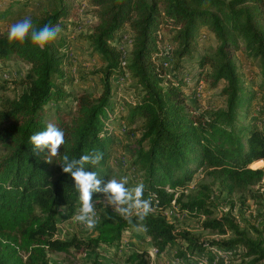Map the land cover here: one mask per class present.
<instances>
[{"label":"trees","instance_id":"16d2710c","mask_svg":"<svg viewBox=\"0 0 264 264\" xmlns=\"http://www.w3.org/2000/svg\"><path fill=\"white\" fill-rule=\"evenodd\" d=\"M6 1L0 21L15 14L17 5L32 3ZM87 1L95 22L84 39L102 63L99 90L76 93L70 88L75 77L68 68L72 46L68 34L72 26L80 25L83 1L48 0L52 6L30 17L35 29L60 27L57 38L43 51L30 38L9 46L8 34L0 36V75L10 60L22 61L28 68L18 80L21 91L13 98L0 97L4 150L0 154V264H49L50 252L118 247L124 232L138 224L135 214L126 219L108 213L97 220L96 234L88 238H58L57 221L61 205L67 217L80 207L74 181L62 172L63 156L79 159L99 151L100 164L85 167L107 182L117 179L113 158L119 148L139 173L127 187L143 184V198L152 200V211L140 227L159 252L179 240L186 243L184 247L179 242L182 258L216 245L240 246L244 264H264V228H254L253 237L233 218L216 216L210 184H199L195 193L177 194L200 169H208L229 194L255 192L264 180V168L252 165L264 160V124L246 122L258 90L264 91V0ZM205 31L213 35L215 44L198 53ZM165 33L170 35L171 53L162 47ZM240 53L254 69L255 85L239 64ZM183 61L197 69L196 86L204 82L217 88L223 83L224 107L193 105L186 82L166 72V64L180 66ZM126 75L138 88L132 100H124L114 85L115 79ZM121 104L127 112L119 108ZM263 115L261 102L257 116ZM48 123L65 133L60 155L51 163L45 154L34 153L30 141ZM122 130L139 136L120 143ZM98 197L102 195L93 194V202ZM173 204L181 212L203 217V228L231 233V238L201 239L196 233L177 230L165 213ZM146 254L132 252L127 261L142 264Z\"/></svg>","mask_w":264,"mask_h":264},{"label":"rangeland","instance_id":"374dc122","mask_svg":"<svg viewBox=\"0 0 264 264\" xmlns=\"http://www.w3.org/2000/svg\"><path fill=\"white\" fill-rule=\"evenodd\" d=\"M79 1H83V17L81 18L79 27L76 29L72 26L68 34L72 42L68 68L75 77V81L70 88L76 93L83 90L92 91L100 89L98 72L102 66L99 56L92 50L88 41L84 39V36L91 31L95 22V18L89 13L91 6L87 0ZM6 4V0H0V10L4 9ZM50 6L52 4L48 0H32L29 6L23 8L17 5L15 10L21 13L16 14L15 11V14L11 15L7 20L0 21V36L8 34L9 27L20 21V17L25 18L38 15L43 9ZM164 38L165 42L162 47L165 52L171 53L173 46L170 42V35L165 33ZM122 42L125 44L124 48H128V37H124ZM199 44L201 48L198 53H203L215 44V38L212 34L205 31V34L199 39ZM169 57H172V55ZM239 64L242 65L243 72L252 78V83L255 85L257 80L253 76L254 69L241 53L239 54ZM165 66L167 74L176 75L186 82L190 99L198 109L225 106V99L220 93L223 83L217 88H213L204 82H200L196 86L197 69L188 62L183 61L180 66L174 65L171 62ZM3 69L0 75L3 78L0 79V97L13 98L21 91L18 80L26 74L27 65L19 60H10ZM115 80H118L117 83L114 82V85L118 89L120 96L124 100H132L138 91L136 81L129 75ZM258 93V99L254 102L251 118L246 120V122L251 121L262 127L264 115L257 116V113L260 103L264 102V91L258 90ZM119 108L123 112H127L125 105L121 104ZM138 136L139 132L129 133V131L125 130L120 135V143L131 142ZM3 152V148L0 147V154ZM252 165L256 168H264V160L256 161ZM113 167L118 180L122 177H127L128 184H132L139 178L137 168L129 162V159L120 148L113 158ZM208 171V169H200L186 188L178 190L177 194L181 192L185 195L195 193L199 188V184H210L212 187V202L215 207V215H225L233 218L241 230H244L250 236H256L254 228H264V196H262L264 192V180L255 187V192H235L229 194L222 187L219 180L209 174ZM93 204L96 221L106 217L108 213L118 214L110 205L103 201V197L96 198ZM165 213L168 219L175 224L177 230H188L200 235L201 239L217 240L231 238L232 236L231 233L221 234L217 231L203 228V217H193L188 213L181 212L174 204L167 208ZM73 216L67 217L65 213L59 214L57 221L59 227L58 238L71 239L74 236L88 238L96 234L94 229L89 230L83 224L72 219ZM179 242H181L182 246H186L184 241L179 240L175 246L167 248L165 251L153 256L150 254V251L154 245L148 241L144 229L142 227H139V230L136 228L127 229L118 247H100L96 250L86 249L83 251L72 248L68 253L50 252L49 264H135L127 261V257L135 251L147 253L142 264H244L245 262L240 256V252L242 251V247L240 246L225 248L216 245L211 249L189 254L188 258H182L178 256V248L181 246Z\"/></svg>","mask_w":264,"mask_h":264},{"label":"clouds","instance_id":"9594fccd","mask_svg":"<svg viewBox=\"0 0 264 264\" xmlns=\"http://www.w3.org/2000/svg\"><path fill=\"white\" fill-rule=\"evenodd\" d=\"M60 32L59 25H45L42 28H33L30 17L12 24L9 27L7 41L9 46L23 44L30 38L31 43L43 51L45 47L54 41ZM34 146L35 154H45L44 159L51 163L53 157L60 155V149L65 144V133L52 123H48L45 130L39 131L30 137ZM62 172L69 174L74 181V188L79 194L80 207L77 214L72 217L75 221L83 224L87 229L96 227L93 194H101L103 201L110 205L115 212L124 218L137 217L138 224L133 225L139 230L143 221L152 209V200L144 199L143 184L127 187V177L117 180L110 178L107 182L98 178L95 171L86 170V165L95 167L103 160V154L97 150L87 152L79 159H70L67 154L62 158ZM65 206L59 207V213L63 214ZM131 224L132 221L129 220Z\"/></svg>","mask_w":264,"mask_h":264},{"label":"built area","instance_id":"2783aa9c","mask_svg":"<svg viewBox=\"0 0 264 264\" xmlns=\"http://www.w3.org/2000/svg\"><path fill=\"white\" fill-rule=\"evenodd\" d=\"M126 54V53H125ZM220 249V248H219ZM159 253V250H158V248H156V247H153V249L150 251V254L151 255H155V254H158Z\"/></svg>","mask_w":264,"mask_h":264}]
</instances>
